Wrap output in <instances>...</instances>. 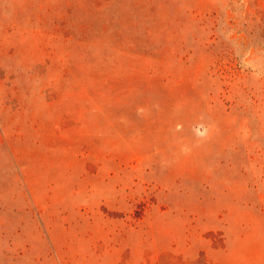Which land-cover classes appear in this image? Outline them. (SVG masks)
<instances>
[{
    "label": "rangeland",
    "instance_id": "374dc122",
    "mask_svg": "<svg viewBox=\"0 0 264 264\" xmlns=\"http://www.w3.org/2000/svg\"><path fill=\"white\" fill-rule=\"evenodd\" d=\"M0 264H264V0H0Z\"/></svg>",
    "mask_w": 264,
    "mask_h": 264
}]
</instances>
